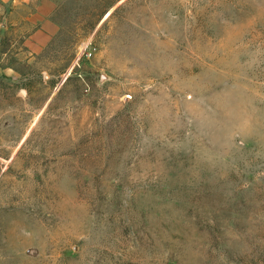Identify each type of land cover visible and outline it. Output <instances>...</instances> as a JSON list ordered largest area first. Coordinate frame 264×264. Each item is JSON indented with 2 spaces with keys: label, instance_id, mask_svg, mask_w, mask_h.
<instances>
[{
  "label": "rangeland",
  "instance_id": "rangeland-1",
  "mask_svg": "<svg viewBox=\"0 0 264 264\" xmlns=\"http://www.w3.org/2000/svg\"><path fill=\"white\" fill-rule=\"evenodd\" d=\"M0 0V264H264V0ZM12 71H9V70Z\"/></svg>",
  "mask_w": 264,
  "mask_h": 264
},
{
  "label": "crops",
  "instance_id": "crops-1",
  "mask_svg": "<svg viewBox=\"0 0 264 264\" xmlns=\"http://www.w3.org/2000/svg\"><path fill=\"white\" fill-rule=\"evenodd\" d=\"M59 1L60 0H42L41 1L39 5L38 13H39V16L44 20H43V29L38 31L35 34L36 37L38 36L37 37L38 39L47 41L50 35L52 34L53 31L50 30L51 20H49L48 17L54 11Z\"/></svg>",
  "mask_w": 264,
  "mask_h": 264
},
{
  "label": "clouds",
  "instance_id": "clouds-1",
  "mask_svg": "<svg viewBox=\"0 0 264 264\" xmlns=\"http://www.w3.org/2000/svg\"><path fill=\"white\" fill-rule=\"evenodd\" d=\"M9 71H12L11 69Z\"/></svg>",
  "mask_w": 264,
  "mask_h": 264
}]
</instances>
